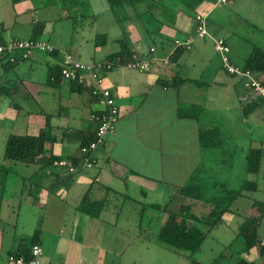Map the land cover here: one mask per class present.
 <instances>
[{"label": "crops", "instance_id": "crops-1", "mask_svg": "<svg viewBox=\"0 0 264 264\" xmlns=\"http://www.w3.org/2000/svg\"><path fill=\"white\" fill-rule=\"evenodd\" d=\"M34 1L18 3L6 0L4 10L0 11V36L3 39H29L32 34L24 37L15 34L16 26L27 29V25L31 27L36 21H45L47 24L41 39L49 41L57 49L71 52L79 61L95 63L119 51L116 40L122 37V28L118 27L120 33L114 35L109 30L100 32L95 29L91 40L82 38L85 43L82 45L67 37L69 27L64 32L51 22L55 21L51 18V9L57 5H50L45 0L34 4ZM150 2L152 5L149 8L142 4L134 8L126 3L122 9L121 24L125 26L131 51L138 58L149 57L150 66L144 72L117 67L104 74L105 85L112 91L119 110V120L114 132L108 135L106 144L94 153V165L75 173L52 165L45 168L31 165L37 168L34 173L26 171L23 172L25 176L16 174L11 178L9 169L12 165L7 168V164L12 161L4 158V149L0 159V186L9 193L7 185L21 178L18 182L24 185L21 186V193L26 194V207L16 203L17 195L13 193L0 200V264H7L12 253H30L31 239L37 230V244L43 249V261L136 264V260L130 263L133 256L127 255L129 247L147 240L155 228H144L142 220L132 222L122 216L127 201L133 199L130 192L138 190L145 199H152L161 196L159 191L162 188L176 189L184 185L203 162L199 131L219 128L215 121L201 124L196 116L184 114L180 117L178 113L185 102L187 107L221 111L227 127L247 128L249 118L252 125L258 120V108L247 116L244 114L239 100L244 83L241 78L229 75L223 69L222 57L215 51L211 39L225 38L230 52L231 40L239 39L225 28L223 20L217 18L216 11L220 5L215 6L214 0ZM8 4L10 9L7 11L5 6ZM80 4L89 10V15L80 14V18L96 20L103 12H112L108 0H89L87 4ZM47 8L49 12L47 16L43 13L44 19L41 17V20L38 13ZM197 14L208 15L211 38L197 37L194 22ZM58 15L60 23L72 17L70 14ZM114 21L115 25H120L118 18ZM102 34L109 41L96 46L94 41ZM189 38L193 40L191 48L179 53L180 48L176 47L175 41ZM109 42L116 43V49L109 48ZM251 53L249 47L243 50L239 46L237 55L241 64L236 61L239 58H230L233 64L243 67ZM60 58L35 53L13 66L3 65L0 61V91L2 88L12 89L9 96L0 94V125L9 121L13 131L4 133L0 130V136L7 141L11 134L38 135L46 129L49 121L56 142L47 144L44 156L72 159L80 156L82 141L96 132V116L103 107L91 95L87 87L91 83L74 90L67 80L51 82L49 75L60 64ZM174 77L187 81L176 87ZM189 83L196 87L204 85L199 93L201 102L194 98L197 92L193 87L188 91ZM182 94L185 102L182 101ZM20 115L23 130L15 131L19 128ZM260 138L254 146L250 144L248 151L251 148L264 149V137ZM13 165L18 166L17 163ZM28 181L31 183L29 187L26 186ZM86 193L90 202H104L98 217H92L78 208ZM174 194L173 201L177 197L182 198L176 196L175 191ZM151 204L156 203L148 205ZM256 210L251 208L249 216L257 217L259 213ZM226 216L230 219L233 214ZM225 220L224 217L223 222ZM138 231L141 235L133 233ZM149 239L148 242L152 241ZM24 242L26 245H23ZM242 256L247 260L258 259L255 250Z\"/></svg>", "mask_w": 264, "mask_h": 264}, {"label": "rangeland", "instance_id": "rangeland-1", "mask_svg": "<svg viewBox=\"0 0 264 264\" xmlns=\"http://www.w3.org/2000/svg\"><path fill=\"white\" fill-rule=\"evenodd\" d=\"M41 1L42 0H35L32 3L38 4ZM185 1L186 0H183V2ZM5 2L6 0H0V11L4 10L3 5ZM17 2L19 3V1ZM20 2H23V0H20ZM47 2H49V0ZM47 2H44L43 4H47ZM52 2H57L55 5L58 7L51 9V18L52 20H55L51 22L56 23L58 29L60 28L64 32H66L69 27L70 32L67 37L69 39L72 38L76 43L84 45L85 43L82 38L91 40L95 29L100 30V32L109 30L114 35L120 33L117 30L118 27H120L122 28L121 31L125 34V26L121 24L123 20H121L120 25L118 26L115 25L114 21L115 18L121 19V11L117 14L115 13L116 15L111 11H105L100 14L96 20H93L88 17H79L80 14H86V16L89 15L87 6L83 7L79 0H52ZM19 5L20 4H18L17 8H19ZM5 8L8 11L10 9L9 4L6 5ZM47 12H49V8L42 9V12H39L38 16L43 18V13L47 16ZM60 13L65 15L70 14V16H76L77 18H71L68 19V21H62V23H60L59 20H57L59 16L58 14ZM216 13H218L217 18L225 22V28L232 31L234 36L239 38L238 40L236 38L231 40L232 52H230V56H232L233 59H235L234 57H237V59L239 58L238 60L235 59L238 64H241V58L237 55L239 46H241L243 50L245 47H249L250 53L254 46L264 49V0H238L230 5H220ZM20 15L21 14H19V16ZM42 18L41 20L44 19ZM46 18L49 19V17ZM32 26L30 27L27 25V29H23L17 25L14 33L21 34L23 35L22 37L29 36L33 31V29L31 30ZM117 45L113 42L108 43L109 48L116 49ZM246 50L248 49H245V51ZM192 87L197 92V94L194 95L195 97H193L201 102V95L199 93L205 88L204 85L196 87L189 83L187 88L188 91L192 89ZM182 101H186L184 94H182ZM182 107V110L187 111L189 115L196 116L201 124L212 121H215V123L217 122V127H219L222 134L223 148H216L207 151L202 150L203 166L206 168V172L203 174L204 180L210 184L224 183L229 190L240 189L245 181H256L258 184L257 190L245 191L244 195L235 200L232 209L236 211V213H233V216L229 217L230 219H228V216H225L226 220L210 231L200 250L193 255L194 260L200 261L203 264H212L215 261H218L219 264H234L237 259L243 258L242 252L240 251L245 245L243 238L237 237L239 224L243 221L244 216H249L251 208L254 210L257 208L258 211L256 210V213L260 214L262 212V206L264 205V175L261 173L259 175L249 174L247 172L248 148L250 144H253L254 146L257 140L261 139L260 136L262 138L264 137V108L259 107L257 109L258 113H256V115H258L259 118L254 125H252L251 118H249L247 128H232L227 127L228 125L226 126L223 122V113L221 111L213 112L210 110H199L197 108L191 109L190 107H187L186 102ZM20 119L21 115L18 118L20 123L17 124V127L19 128L14 129L15 131L23 130ZM11 124L12 123L9 121L3 122L0 125V130L4 131V133L10 131L13 132L10 130L12 127H9L12 126ZM2 137L3 136H0V159L3 158V152L5 149L4 141H6L5 137L3 140ZM13 163H17L18 166H14ZM8 165H12V168L9 169V177L11 178L16 174L22 176L23 172L25 173L26 171L34 173L37 169H35V167L33 168V166H26L19 162H10V164H7V168ZM23 176L25 175L23 174ZM19 179L21 178H17V182L12 180L10 183L13 182V184L7 185L10 187L9 193L2 190V187L0 186V200L3 196L4 198L10 197L13 193L15 196L17 195L16 203L21 204V207L25 208L26 194L22 195L21 193V186L23 184L18 182ZM30 185L31 183L28 181L26 186L29 187ZM174 191L175 189L171 187H165L164 190L162 188V190L159 191L161 192V196L152 199H145L138 190L130 192L133 199L127 201L126 208H124L123 211L125 215L123 214L122 216L132 222L134 220H142L144 228H155L154 233H151V235L148 236V238H150L149 240L152 241L148 242V238H146L147 240L144 239L143 241L138 242V244L135 243L129 247L127 255L133 256V259H130V263H132V260H136V264H189L190 259L188 252L172 251L162 243L157 242L156 238L158 230L162 227V221L165 218L167 219L168 214L170 212L178 213L180 206L183 204H193V212L200 218L204 216L203 214L206 215L209 211V206L183 197L181 199L180 197L175 198L171 205V200L175 197ZM150 203L160 205L169 204V207L165 213H163L151 208L148 205ZM258 218H260L258 236L260 239H264V209L261 216ZM178 222L180 223L181 221L179 220ZM204 229L207 230L206 227H204ZM133 233L140 234L139 231ZM146 244L148 247H146Z\"/></svg>", "mask_w": 264, "mask_h": 264}, {"label": "trees", "instance_id": "trees-1", "mask_svg": "<svg viewBox=\"0 0 264 264\" xmlns=\"http://www.w3.org/2000/svg\"><path fill=\"white\" fill-rule=\"evenodd\" d=\"M13 1L17 2L20 0H13ZM49 2L50 4L57 3V2H52V0H49ZM79 2L82 4H87L88 0L87 1L79 0ZM108 2L110 4L112 12L114 14L115 13L117 14L119 11H121V15H122V9L124 8V5L126 3L131 4L134 8H136L138 4L147 5V8H149L152 5L150 0H108ZM139 15L143 17V15L141 14ZM121 20H123L122 16L121 19H118V22L120 23ZM46 24L47 22L45 21H36L33 26L32 36L29 39L35 41L44 40L41 39V36L45 32ZM0 38L2 37L0 36ZM108 41L109 40L107 36L105 34H102L96 37L94 44L96 46H101V45H105ZM116 42L119 45V51L109 55L105 59V61L118 60L123 64L129 62L130 60L136 57V55L131 51V47L124 33L121 38L116 40ZM63 52L72 55L71 52L63 49H57L56 47L54 52L46 53L56 57L61 56L60 64L55 69H53L52 73L49 75V79L51 80V82H56L58 80L59 81L66 80L62 75ZM178 52L182 54L185 51L179 49ZM29 57L23 58L20 56V58H18L16 62H10L8 60H5L4 58H0V61L2 62L1 64L3 65L13 66L23 60L28 59ZM72 57L74 56L72 55ZM241 68L244 71H251L254 74H256L258 78H261L264 84V49L258 46H254L252 53L246 59L244 66ZM241 80L244 83L243 84L244 90L240 93L239 100L242 95L250 91V89L246 86L247 83L246 80L244 79ZM186 81L187 79L174 77L173 84L176 85V87L177 86L179 87L180 83L182 84L183 82ZM69 82L72 83V87L74 90H80L86 87L88 83H91L90 80L88 81L86 77L83 83L77 81H72V82L69 81ZM87 87H89L90 93L92 95V89H93L92 84L91 86H87ZM1 91L0 94L4 96H9L12 89L2 88ZM95 99L98 100V98L96 97ZM257 101L255 100L247 104H242L240 102L243 108V112L246 116L252 113L253 111H255L257 108L264 107L263 103L261 102L258 103ZM190 108L191 109L197 108L199 110L201 109V107H196V106H191ZM99 114L100 113H97V115ZM178 114L180 115V117L184 116V114L186 115L188 114L189 116V113L183 110H181ZM192 116L194 117V115ZM95 138H96V132L93 134L91 138L87 140H83L81 143V147L89 145L91 142L95 140ZM107 138H106V142H107ZM198 139H199L200 147L204 151L216 149V148H223L222 134L219 128L201 129L199 131ZM54 142H56V137L52 133L51 124L49 123V121H47L46 129L42 130L38 135L11 134L6 141L4 158L8 161L19 162L26 166L38 165L41 168H45L50 165L54 166V162L58 160V158L53 156L50 157L44 156L47 144H53ZM69 160H72L73 163H77L79 157L72 159L70 158ZM205 172H206V168H204L202 162L200 167L192 172V174L190 175V177L188 178V180L184 185L180 187H176L175 192L176 195H179L185 199H189L198 202L200 204L209 206V211L206 213V215L203 214L204 216L200 218L196 216L195 213L193 212L191 203L181 205L178 213L170 212L168 214L167 219L164 220L162 227L158 230V234L156 238L158 242L162 243L172 251L188 252L190 259L189 264H203L200 261L194 260L193 255L200 250L204 241L209 235L210 231L216 228L219 224H221L226 215H231L233 213H236V211L232 209V206L238 197L244 195L245 191H255L258 189V184L256 181H245L242 187L238 190H229L226 184L224 183L210 184L206 182L203 178V174H205ZM247 172L249 174L259 175L261 173L264 175V149H259V148L249 149L247 154ZM172 202L173 199L171 200V203ZM103 206H104L103 201L90 202L86 193L82 198L78 208L82 212L87 213L92 217H98L103 209ZM149 206L155 210L165 213V211L169 207V204L166 205L151 204ZM263 209H264V205L262 206V212ZM262 212L258 215L261 216ZM259 216L257 217L244 216L243 221L239 224L238 234H237V237H242L245 242V245L240 252H242V254H249L255 250L257 251L258 259L247 260L245 258H241L237 261L236 264H264V239H260L258 236V227L260 221V218H258ZM179 220L181 221L180 223L178 222ZM204 227H206L207 230H205ZM38 235H39V230L35 231L34 235L32 236L31 249L35 244H37ZM23 245H26V242H24ZM12 255H14L15 257H24L26 260H29V258H31V251L28 254L26 252L21 251L18 253H12ZM212 264H219V263L218 261H215Z\"/></svg>", "mask_w": 264, "mask_h": 264}, {"label": "built area", "instance_id": "built-area-1", "mask_svg": "<svg viewBox=\"0 0 264 264\" xmlns=\"http://www.w3.org/2000/svg\"><path fill=\"white\" fill-rule=\"evenodd\" d=\"M235 0H214L215 6L230 5ZM208 15L197 14L194 22L197 37L201 39L211 38L208 30ZM215 51L222 57L223 68L229 75L246 80V86L250 89L240 97L242 104L253 101L264 104V84L261 78L251 71H244L241 67L235 66L230 58V46L225 38H211ZM192 38L186 40H176V47L182 50H188L192 46ZM154 49H151L153 51ZM55 47L46 40H31L13 38L5 40L0 38V58L10 62H16L18 58H27L34 53H52ZM149 57H135L127 63H121L118 60L99 61L95 63H84L72 57L71 54L63 52L62 75L68 81L84 82L85 77L91 82L92 96L98 98V103L103 107L96 116L98 126L96 129V138L89 145L80 148V158L77 163L69 159H58L54 166L67 170L69 173H75L85 168H91L94 165V153L106 144V138L113 133L119 120V110L110 88L105 85L104 74L117 67L140 72L149 69ZM264 108V107H263ZM43 249L39 244H35L31 249V258L26 260L24 257H15L10 254L7 264H64L63 262L43 261ZM84 264V263H82Z\"/></svg>", "mask_w": 264, "mask_h": 264}]
</instances>
